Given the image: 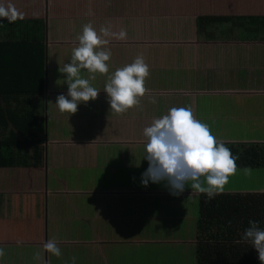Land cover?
Masks as SVG:
<instances>
[{"label":"crops","instance_id":"1","mask_svg":"<svg viewBox=\"0 0 264 264\" xmlns=\"http://www.w3.org/2000/svg\"><path fill=\"white\" fill-rule=\"evenodd\" d=\"M82 1L37 0L22 2L16 9L22 17L44 20L47 26L44 93H0L5 114L34 112L45 128L47 124L44 234L34 243H0L5 251L0 264H72L73 256L76 264H196V226L191 233L186 222L192 217L197 223L200 196L205 194L192 189L191 181L179 196L171 195L164 182L144 186L142 174L149 163L144 159L147 140L140 132L179 104L190 107L193 117L210 131L221 132L218 142L260 147L258 158L264 160V0H86L89 12L82 9ZM16 3L19 0H0L5 6ZM63 6L71 8L76 21L58 15ZM235 15L259 18L246 21L245 27L220 23L211 30L212 36L198 33L199 16ZM189 17H194L192 29ZM89 23L108 41L96 51H111L109 70L93 74L82 69L80 77L90 80L98 96L81 102L74 114H61L56 98L67 96L68 85L59 68L70 63L83 26ZM101 27L112 33L123 30L126 38L105 37ZM12 30L16 41L19 29L0 28V82H7L18 57L19 48L4 43ZM137 56H143L149 68L146 92L138 97L137 106L115 113L103 89L117 69ZM171 65V70L180 71L174 77L178 85L164 92V83H172L167 78ZM34 66L37 79V63ZM158 105L166 106L162 116ZM236 169H248L249 177L263 176L254 188H223L217 195H264V167ZM128 170L136 174L123 172ZM17 173L5 181L13 182ZM49 239L56 241L66 259L43 249ZM37 252L42 259H34Z\"/></svg>","mask_w":264,"mask_h":264},{"label":"trees","instance_id":"2","mask_svg":"<svg viewBox=\"0 0 264 264\" xmlns=\"http://www.w3.org/2000/svg\"><path fill=\"white\" fill-rule=\"evenodd\" d=\"M36 1L19 0L14 8L17 9L22 2ZM256 18L259 17L199 16L198 33H208L212 36L211 30L220 23L233 22L234 25L245 27L246 21ZM4 27L19 29L20 35L15 41L12 35L14 31H9L8 40L4 42L13 45V49L16 46L19 51L18 57L15 58L17 61L12 63L6 76L8 83L0 82V93L6 92L16 96V92L21 90L25 94H43L45 91L43 68L46 58L44 42L47 28L45 21L22 17L9 23L7 19L0 18V28ZM28 60L32 67L28 65ZM35 63L39 72L37 79L35 72H32ZM26 68L29 69L27 74L24 72ZM44 142L45 125L41 117L34 112L22 116L13 111L5 114L0 108V183L1 181L3 183L5 178L10 179L12 174H19L17 173L19 171V178L14 177L11 180L16 184L18 193H22L17 196H6L2 202L3 207L8 211L10 203L15 199L22 200L25 204L22 210H17L20 213L1 212L0 243H34L43 239L44 230L41 226L45 208L43 195L45 183L42 182L46 178L42 151ZM226 147L236 157L237 167L253 169L264 167V160L258 158L257 151L260 147L244 145ZM37 180L41 183H37ZM250 221L256 222L258 227L264 230V195H215L211 200L206 195H201L196 223V264H260L252 244L242 239L245 230L250 226Z\"/></svg>","mask_w":264,"mask_h":264},{"label":"clouds","instance_id":"3","mask_svg":"<svg viewBox=\"0 0 264 264\" xmlns=\"http://www.w3.org/2000/svg\"><path fill=\"white\" fill-rule=\"evenodd\" d=\"M0 18L11 23L22 18V14L11 4H0ZM100 33L120 40L127 35L123 30L112 33L106 27H101ZM78 40L79 45L73 49L70 63L65 64L62 69L59 68L61 73L66 74L68 85L67 96L61 94L56 98L55 104L61 114H74L81 102L95 100L98 96L99 91L90 85V80L80 77L82 69L93 74H105L109 70L106 62L111 58V51H96L108 41L101 39L91 23L83 26ZM148 76L149 68L143 56H137L132 64L117 69L103 89L109 98L110 109L115 113H123L137 106L138 97L144 96L146 92L144 82ZM95 78V75L90 77L91 80ZM143 135L147 138L144 159L149 163L148 169L142 174L144 186L149 181L164 182L171 195L179 196L191 181L192 189L205 194L211 200L223 191L228 177L236 172V157L223 142L217 141L207 124L193 117L190 107L170 109L167 115L146 127ZM249 224L242 239L252 244L260 264H264V230L254 221ZM43 249L56 257L62 255L54 239L44 243ZM4 255L5 251L0 247V257ZM42 255L37 252L34 259L40 260ZM71 260L72 264H76L75 256Z\"/></svg>","mask_w":264,"mask_h":264},{"label":"rangeland","instance_id":"4","mask_svg":"<svg viewBox=\"0 0 264 264\" xmlns=\"http://www.w3.org/2000/svg\"><path fill=\"white\" fill-rule=\"evenodd\" d=\"M79 1L80 0H75V3H79ZM70 2H72V1H70ZM81 4L84 5V8H82V9L84 11L89 12V10L87 9L89 7V5H87V7H86V0H83L81 2ZM82 9L80 8V11ZM58 15H60L61 17H65L66 16L67 18H69L72 21H76L75 17H77L76 15L73 14L71 8H69L67 6H63V8L58 12ZM53 17L54 16H51V18H53ZM69 19H66V20L69 22ZM83 19L87 20V18L85 17V14L83 16ZM193 20H194V17L187 18V21H189L190 23H191V21L193 22ZM191 29H192V23H191ZM171 69H173L172 65L169 67V70H167V78H168L169 81H172V83H164L165 85L169 86V87L166 86V88H165L166 91H164V92H169L168 90L171 89V86L178 85V84H175L174 77L176 78V76L179 74L180 71H175V70H171ZM180 85H183V84H180ZM161 95H163V94H161ZM161 95H158V96H161ZM149 96H150V93H149ZM152 98L154 99V97H152ZM158 108L159 109L156 108L157 110H160L158 115L162 116L163 115V110L162 109L166 108V106L158 105ZM175 108H180V105L179 104H175ZM48 126H49V124H48ZM211 133L217 139V138H219V134L221 132L211 131ZM229 134L230 135H239L240 132H229ZM140 135H142L144 137L143 141L147 140L142 132H140ZM249 137H250V135L247 136V138H249ZM43 146H44V144H43ZM42 149H43V147H42ZM119 152H120V148L118 150V153ZM114 156H116V160L118 161L119 160L118 159V154L117 155L115 154ZM123 172L136 174L132 170L123 171ZM247 175H248V172H246L244 170H241V169H236V172L228 177V182L224 185V189L233 190V189H241V188H243V189L254 188L257 185V183H260V181H261L260 179H258V182H257L256 179L257 178H261L263 176V174H251L252 175L251 177H249ZM122 178H127V175L123 174ZM17 192H18L17 186H16V184L14 182L4 181L3 184L0 186V215H1L2 211H4L5 214H9V213L10 214L11 213L15 214L16 212L20 213V211H17V210H22L25 207V204H24V202L22 200L15 199V200H13L10 203V205H9L10 208L7 209L8 211H6L4 209V207H3L4 205H3L2 202L5 200V197L6 196H11V195L12 196H17V194H18ZM10 211H15V212H10ZM2 221H4V220H2ZM7 221H9V220H7ZM1 223L2 222L0 220V226H1ZM186 223L190 225V231L189 232L192 233V231L195 229V226H196V218L194 219V218L191 217L188 220V222H186ZM62 226H63V222H62L60 227L62 228ZM62 251L63 250L61 249V252ZM60 257L62 259H66V256L63 255V253H62V255Z\"/></svg>","mask_w":264,"mask_h":264},{"label":"water","instance_id":"5","mask_svg":"<svg viewBox=\"0 0 264 264\" xmlns=\"http://www.w3.org/2000/svg\"><path fill=\"white\" fill-rule=\"evenodd\" d=\"M46 121H47V115H46ZM48 132H47V124H46V128H45V145L47 144L48 141Z\"/></svg>","mask_w":264,"mask_h":264}]
</instances>
